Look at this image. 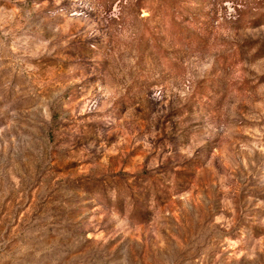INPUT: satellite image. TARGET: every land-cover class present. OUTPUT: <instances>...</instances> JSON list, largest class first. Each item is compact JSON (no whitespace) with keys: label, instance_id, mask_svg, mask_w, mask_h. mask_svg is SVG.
<instances>
[{"label":"rangeland","instance_id":"1","mask_svg":"<svg viewBox=\"0 0 264 264\" xmlns=\"http://www.w3.org/2000/svg\"><path fill=\"white\" fill-rule=\"evenodd\" d=\"M0 264H264V0H0Z\"/></svg>","mask_w":264,"mask_h":264}]
</instances>
